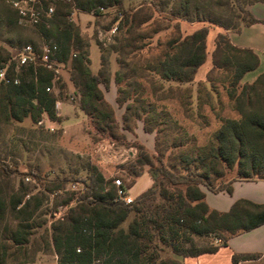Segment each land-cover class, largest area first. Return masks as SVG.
<instances>
[{"label":"trees","instance_id":"trees-1","mask_svg":"<svg viewBox=\"0 0 264 264\" xmlns=\"http://www.w3.org/2000/svg\"><path fill=\"white\" fill-rule=\"evenodd\" d=\"M257 1L264 2L149 0L150 6L142 3L135 10L121 12L112 36L114 43L109 46L117 54L118 69L114 74L102 47H99V70L96 73L91 70L90 44L83 40L68 11L56 8L51 17L37 26L42 42L58 44L59 60L68 66L79 94L78 107L97 131H107L109 136L117 138V131L131 130L134 120L143 122L144 132L155 131L153 152L137 143L139 154L127 167L131 184L145 171L152 178V184L131 203L117 200L113 180L106 179L95 164H86L89 181L84 183V192L63 217L53 220L45 230V249L55 253L57 264H183L185 257L215 253L228 245L231 236L264 224V203L239 198L228 210L221 211L209 206L205 191L206 188L231 193L235 180L264 179V71L252 81L244 80L247 73L259 67L260 57L251 48L233 44L228 34L230 30L260 21L248 10V5ZM75 3L77 8L91 12L98 6L123 7L124 2L75 0ZM10 7L14 12L2 13L1 19L19 33L17 12ZM165 11L173 19L208 25L171 38L156 56L137 57L144 48L140 41L147 36L145 29L154 23L155 12ZM156 25L153 33L161 30L160 24ZM209 25H218L224 31L214 38L211 67L198 85L201 89L206 88V83L210 85L207 95L211 108V93H218L217 87L221 86L237 116L221 118L220 126L203 144H197L195 136L169 138L168 131L177 122L163 108L156 112L151 105L148 108L136 105L138 97L127 103L131 99L128 79L152 73L179 84L192 82L207 57ZM175 28L179 31V24ZM27 43L39 46L32 40ZM1 51L10 57V49L0 46V60H5ZM33 77L30 70L20 85L0 84V130L27 118L45 129L38 124L43 115L60 122L56 102L61 98L45 89L52 84V72L39 66L37 80ZM112 77L117 87L116 101L120 107L124 106L122 125L101 88L103 85L109 89ZM201 107L199 102L197 109ZM32 135L36 133L33 131ZM17 155L13 149L0 153V264H11L17 254L25 253L21 246L30 241L36 211L49 200L51 193L57 196L58 191L65 189L63 182L53 185L49 182L43 190L30 193L31 183L24 179H19L17 186L11 185L9 178L16 170L4 159ZM12 161L16 165V160ZM234 169L236 175L224 180L226 172ZM70 200L68 197L63 203ZM196 237H213L218 242L202 245ZM261 256L264 255L258 252H234L232 262L251 263Z\"/></svg>","mask_w":264,"mask_h":264},{"label":"rangeland","instance_id":"rangeland-1","mask_svg":"<svg viewBox=\"0 0 264 264\" xmlns=\"http://www.w3.org/2000/svg\"><path fill=\"white\" fill-rule=\"evenodd\" d=\"M148 1L123 0V7L114 5L110 6L107 11L98 13L77 8L75 0H41L40 6L43 11L48 6H53L54 10L59 8L68 11L71 21L80 28L83 40L90 44L88 50L91 68L96 71L100 66L99 47H102L104 56L109 58V69L113 74V71L118 69L117 54L111 52L109 46L114 43L112 36L116 33V19L120 18L121 12L135 10L142 3L150 6ZM67 4H71V6L67 8ZM12 12L14 10L10 7L9 2L0 0V46L9 50L8 48L31 40L39 45L42 44L43 38L38 32L37 26L21 25L19 33H16L15 30L9 28L2 21L1 18L5 13ZM43 18L46 19L47 17ZM157 23L160 24L161 30L153 33L152 29L157 26ZM175 24H179V31L175 28ZM196 28L197 25L171 18L167 11L162 14L155 12L154 23L145 29L147 36L140 41L144 48L138 51L137 57L156 56L166 48L168 40L180 33L184 36ZM209 32L206 60L199 67L192 82L179 84L175 81L163 80L152 73H149L146 77L135 76L128 79L131 82V99H128L127 103L138 97L139 101L136 102V105H146L147 108V105H151L156 109V112H161L163 108L169 112L172 121L177 122V125L169 129V138L195 136L196 143L203 144L208 141L212 132L220 126L221 118L237 116L231 109L230 100L221 86L217 87L218 93H211L213 107L211 108L208 103L210 98L207 95V91L211 88L210 85L206 83L204 89H201V86L198 85L200 81H204V75L211 66L212 40L217 33V27L209 26ZM8 40H12L13 43H9ZM1 53L5 59L9 57L6 51H1ZM259 56L264 61L262 52L259 53ZM256 72L257 69L247 73L244 80L252 81ZM126 80L123 81L124 85ZM58 81L52 91L58 93L61 98L60 122L57 121L52 124L48 120L46 121L47 124L55 128L54 131H47L46 128L35 126L30 118L20 123L15 122L13 125L0 130V153L5 149H13L18 154L15 157L9 156L4 159L10 168L16 170L9 178L11 185L17 186L19 179L25 180V177L29 176L31 180L28 181L31 183L29 185L30 193L43 190L49 182H52L51 185L63 182L62 184L65 187V189L58 191L57 196L54 195L55 193H51L49 200H45L36 211L35 215L37 217L34 220L35 227L30 241L21 246L22 251H25V253L17 254L16 261L11 264H57L55 253L45 249L43 238L45 230L50 228L53 220L63 217L69 208L76 204V199L80 194L84 192V183L89 181L88 172L85 169L87 163L95 164L106 179L113 180L118 177L125 186H129L131 177L128 175L127 167L136 160L139 154L136 144H144L150 152H153L155 131L150 134L144 132L141 120H134L131 130L123 128L118 130L117 138L109 136L107 131L105 133L99 132L78 107L79 94L76 93L70 79L68 66L60 67ZM101 87L104 94L109 95V90L105 89L103 85ZM199 102L202 103V107L197 109ZM114 105L118 112V122L122 125L120 112L124 111V106L121 109L116 101ZM33 131L36 133L35 136L32 135ZM106 146L108 147L105 148ZM120 151L124 152V156L111 155ZM12 160H16V165ZM235 175V169L228 171L224 180L227 181ZM25 182L27 181L25 180ZM151 184L152 178L145 171L130 185L129 194L136 198ZM210 196L214 198L216 205H221V196L214 194H210ZM68 197L72 200L68 204H64L63 201ZM196 240L202 245L211 241L218 242L213 237H196ZM232 250L231 246L226 245L218 255V261L229 263L227 252ZM242 264H264V256L254 262Z\"/></svg>","mask_w":264,"mask_h":264},{"label":"crops","instance_id":"crops-1","mask_svg":"<svg viewBox=\"0 0 264 264\" xmlns=\"http://www.w3.org/2000/svg\"><path fill=\"white\" fill-rule=\"evenodd\" d=\"M248 10L255 18H257L260 21L249 25H243L240 30H230L228 32L229 37L232 43L238 47L251 48L254 51H256L258 55L260 52L264 54V2L257 1L251 3L248 5ZM188 23L197 25V28L202 27L204 25H208L207 23L204 22H188ZM213 26L217 27V33L224 31V29L218 25H213ZM209 35L210 32L208 33L207 36V46L209 41L208 40ZM215 36L213 37L212 44H214ZM99 67L96 71H94L92 68L91 70L94 73H96L99 70ZM262 71H264V61L261 57L256 75L253 78H255ZM114 72L115 70L113 71V74ZM116 88H117L116 84L112 77L108 89L109 95L107 96L105 94L104 95L107 101L113 106L115 110L116 118L119 121L118 112L116 111L114 105L117 95ZM120 108L122 109V107ZM122 114H123V110L120 112V115ZM126 187L129 190V187L128 186ZM205 191H206V201L209 204V206L215 207V209L217 208V210H221V211L228 210L232 205V203L239 198H246L257 203H264V179L235 180L232 182L231 193L225 190L220 192H213L206 188ZM210 194L219 195L222 197L220 206L214 203V198L210 196ZM228 246H231L233 249L232 251L227 252V256L229 257L228 258L229 263H222L218 261V255L221 253L222 249L226 247V246H222L215 253H204L195 257H185L183 259V264H233L232 254L234 252H258L264 255V224L231 236L228 240ZM54 262L56 263V260Z\"/></svg>","mask_w":264,"mask_h":264},{"label":"built area","instance_id":"built-area-1","mask_svg":"<svg viewBox=\"0 0 264 264\" xmlns=\"http://www.w3.org/2000/svg\"><path fill=\"white\" fill-rule=\"evenodd\" d=\"M9 4L16 10L18 16V23L22 26H38L44 21L43 17H51L54 13V7L48 6L45 11L42 10L41 0H7ZM110 7L98 6L92 12L107 11ZM69 19L71 17L69 15ZM117 26L115 27V30ZM11 51L10 57L5 60H0V84L3 85H20L22 78L27 76L29 71H33V79L37 80V67L42 66L52 72V84L45 87L47 92H51L55 83L60 78V67L64 63L59 60V46L54 41H44L38 47L32 43H25L20 47L14 46L9 48ZM57 115L60 116L61 101L56 102ZM50 121L46 115H43L38 121V124L44 126L50 131H54V127L47 124ZM106 146L105 148H107ZM112 156H124V152L112 153ZM126 158V155H125ZM26 181H31L29 176L25 177ZM113 183L116 187V199L122 200L125 203H131L135 199L132 197L125 184L120 178H114Z\"/></svg>","mask_w":264,"mask_h":264}]
</instances>
